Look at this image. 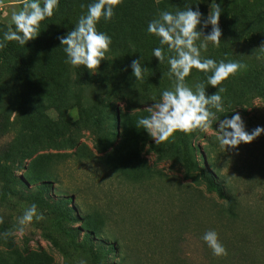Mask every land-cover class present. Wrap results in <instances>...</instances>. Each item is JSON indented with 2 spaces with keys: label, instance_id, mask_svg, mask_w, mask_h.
I'll use <instances>...</instances> for the list:
<instances>
[{
  "label": "rangeland",
  "instance_id": "obj_1",
  "mask_svg": "<svg viewBox=\"0 0 264 264\" xmlns=\"http://www.w3.org/2000/svg\"><path fill=\"white\" fill-rule=\"evenodd\" d=\"M183 1L122 0L111 20L101 19L97 31L112 43L97 72L87 70L89 90L75 85L58 27L34 39L33 53L21 59L18 83H0V178L8 184V197L0 196V264H264V133L224 151L215 132L234 114L249 133L264 128V0H215L231 30L246 40L249 55L246 69L217 88L207 85L210 72L193 69L186 77L190 87L204 83L207 96L225 89L224 111L213 128L177 132L155 144L137 127L145 109L173 86L167 59L174 53L165 47L160 63L153 56L159 39L147 26L161 11L187 8ZM196 1L198 7H189L199 9L203 27L212 0ZM93 2L71 5L73 28ZM21 5L0 0V41ZM208 59L233 61L225 54ZM133 60L147 69L142 80L132 75ZM210 165L240 200L235 220L201 178L199 168L212 171ZM32 204L43 219L34 218L20 232L18 218ZM209 230L218 234L226 256H214L204 243ZM5 232L12 235L5 238ZM158 243L169 245L162 255L153 250ZM234 246L246 256L235 254Z\"/></svg>",
  "mask_w": 264,
  "mask_h": 264
},
{
  "label": "clouds",
  "instance_id": "obj_2",
  "mask_svg": "<svg viewBox=\"0 0 264 264\" xmlns=\"http://www.w3.org/2000/svg\"><path fill=\"white\" fill-rule=\"evenodd\" d=\"M121 2L122 0H94L88 5L86 14L79 18L74 29L58 38L60 46H63L67 64L74 68L82 66L92 74L97 72L110 51L112 41L110 36L97 31L96 25L101 19L111 20L114 9ZM58 7L59 0H22L21 7L11 12L7 31L0 41V50L5 47V42H16L24 47L29 41L36 39L40 34L41 23L53 17ZM221 12L220 5L212 0L203 23L205 28L211 25V31L206 36L198 30L202 19L198 8L193 11L191 7H187L174 13L161 11L157 18L149 22L148 33L157 37L160 43V47L153 50V56L163 63L165 47L170 53H174L167 59L170 66L168 76L173 79V86L164 90L159 100L145 109L148 115L137 121V127L146 131L155 144L167 142L177 132H207L213 128V122L219 120L217 113L224 111L220 93L225 89L220 88L215 94L207 96L204 83H197L194 87L188 86L186 77L193 69L202 73L210 72L207 85L213 88H217L238 71L246 69V65L236 61L217 63L201 55L202 50L207 51L209 43L215 47L221 43L222 32L218 26ZM197 41L200 43L197 44ZM130 67L135 79L142 80L147 69L141 66L140 60H133ZM153 99L155 100V97ZM215 132L220 147L225 151L235 149L241 143H251L264 133V128L258 126L249 133L245 130L241 116L234 114L231 119L220 121L219 130ZM34 218L42 220L43 216L37 214V206L32 204L18 218V230L23 232V226L30 224ZM0 223H3L2 218ZM3 235L7 238L12 233L5 232ZM202 239L214 256L227 255V250L215 231L205 232Z\"/></svg>",
  "mask_w": 264,
  "mask_h": 264
},
{
  "label": "trees",
  "instance_id": "obj_3",
  "mask_svg": "<svg viewBox=\"0 0 264 264\" xmlns=\"http://www.w3.org/2000/svg\"><path fill=\"white\" fill-rule=\"evenodd\" d=\"M76 1L77 0H59V7L53 17L48 18L41 23L40 33H43L50 27H58L62 31L63 36H65L69 31L73 30L74 28L70 23L69 16L71 5ZM190 5L195 7L199 6L196 0H184L182 2V6L184 7H189ZM219 21V28L222 32L220 37L221 43L218 47H215L209 43L207 51L205 52V56L209 58L216 54H225L230 56L233 61L244 64V55H249V53H247L248 51L246 50V40L242 39L239 35H236L233 30H231L227 20L223 17V15H220ZM198 30L202 31L203 35L206 36L208 33H210L211 28H204L200 26ZM33 41L34 40L29 41L24 47L19 46L16 42H5V47L0 50V83L5 78H12L16 81V83H18L17 80L20 78L19 67L21 64V59L22 57L29 56L33 53ZM72 69L74 72L75 85L80 89L89 90L92 86V83L88 71L82 66L77 68L72 67ZM16 95L18 96L17 93ZM210 168H213L212 171L206 167L199 168L201 178L206 183L210 192L215 193L219 199L225 201L229 205L228 218L230 220L237 219L240 217V200L238 199L237 195H234L229 191L227 183L222 179L218 169H215L214 165H210ZM13 179L18 181L20 178L13 176ZM7 191L8 184L4 183L0 178V196L3 197V200H6L8 197ZM216 214L217 216L222 217L224 213L216 212ZM140 243L145 247L148 246V242L143 241V243ZM161 244L158 243L157 245L159 246L156 247L154 245L155 248H153V250H155L156 253L162 255L163 252L161 248L163 247L165 250H168L169 245ZM146 249L149 248L147 247ZM236 251H242L246 256L245 250L236 248L234 249L235 254ZM257 257L258 261H260L259 255ZM174 260H176V258L172 257L173 262Z\"/></svg>",
  "mask_w": 264,
  "mask_h": 264
}]
</instances>
